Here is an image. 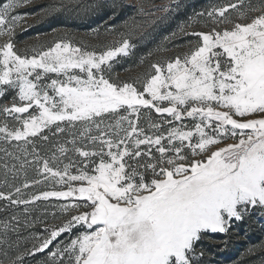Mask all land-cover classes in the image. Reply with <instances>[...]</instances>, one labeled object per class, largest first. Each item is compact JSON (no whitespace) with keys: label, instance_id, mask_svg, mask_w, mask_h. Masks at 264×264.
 <instances>
[{"label":"snow or ice","instance_id":"snow-or-ice-1","mask_svg":"<svg viewBox=\"0 0 264 264\" xmlns=\"http://www.w3.org/2000/svg\"><path fill=\"white\" fill-rule=\"evenodd\" d=\"M24 6L39 11L17 13ZM68 6L0 0V264L43 253L38 264H197L208 234L264 212V0L197 14L211 27L182 25L195 38L186 52L123 81L112 71L134 47L124 34L100 49L67 34L16 49L29 16ZM105 7L122 5L85 10ZM49 207L60 224L48 223Z\"/></svg>","mask_w":264,"mask_h":264},{"label":"rangeland","instance_id":"rangeland-1","mask_svg":"<svg viewBox=\"0 0 264 264\" xmlns=\"http://www.w3.org/2000/svg\"><path fill=\"white\" fill-rule=\"evenodd\" d=\"M6 2V0H3ZM68 8L59 16L48 18L43 21L39 16H29L27 18L28 30L17 29L14 43L18 51L23 52L27 47L40 43L48 44L57 36H64L74 43L82 46L100 49L105 45L112 44L120 39L121 34L130 38L134 47L129 55L121 56L113 64L112 76L119 80H133L138 75L146 72L151 63L163 61L182 55L189 48V41H194L191 36H183L179 33L182 25L191 24L186 31H207L211 27L210 22L207 27L205 22L207 16H198L199 13H207L214 6H220L228 0H144L145 8L141 13L137 9L138 0H116L122 7H105L101 10H85L88 5L96 0H65ZM113 0H106L111 5ZM235 2V0H234ZM252 3L259 6L261 0H245V3ZM47 3V0H40V4ZM82 5L76 8L75 4ZM167 7V11L164 9ZM38 6H24L17 10V13H37ZM111 17V19H109ZM140 25L138 28L132 27V22ZM127 22V23H126ZM106 28L112 29L109 33ZM55 29V32L53 30ZM98 30V33L97 31ZM177 35L172 37V33ZM37 34H39L37 38ZM165 37H169L166 41ZM163 49V50H161ZM10 95V94H9ZM8 99L6 96L3 101ZM53 202H55L53 198ZM13 211L21 212L22 208L9 210L8 216ZM54 211L49 207L47 221L49 224H60L63 217L57 212V219L53 220L50 213ZM44 204L34 215H39L44 219ZM4 214L0 213V219ZM21 220L23 216L21 215ZM43 225H37L31 229L21 227L20 235L28 237L30 232H40ZM79 231V229L77 230ZM76 233L62 234L60 240L67 242ZM15 239V234H11ZM31 241H21L20 249L30 248ZM252 249V251H249ZM196 255L194 260L197 264H215L223 260L228 252L237 253V258L232 264H264V212L259 209L249 212L241 221L233 220L231 228L222 238L216 239L210 235L206 236L196 245ZM203 250L204 255L199 253ZM11 255V253H10ZM47 253L37 254L36 257H25V264H38L43 261ZM0 259H3L0 254Z\"/></svg>","mask_w":264,"mask_h":264},{"label":"trees","instance_id":"trees-1","mask_svg":"<svg viewBox=\"0 0 264 264\" xmlns=\"http://www.w3.org/2000/svg\"><path fill=\"white\" fill-rule=\"evenodd\" d=\"M211 237H214L216 239L222 238L223 234H219V233H214V234H208ZM237 258V253H233V252H228L225 254V257L223 258V260L221 261H217L215 264H232L235 259Z\"/></svg>","mask_w":264,"mask_h":264}]
</instances>
